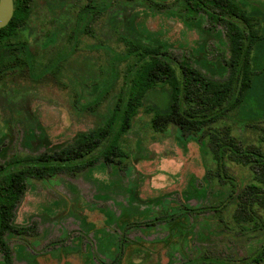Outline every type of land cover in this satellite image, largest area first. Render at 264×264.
Here are the masks:
<instances>
[{
	"label": "rangeland",
	"instance_id": "rangeland-1",
	"mask_svg": "<svg viewBox=\"0 0 264 264\" xmlns=\"http://www.w3.org/2000/svg\"><path fill=\"white\" fill-rule=\"evenodd\" d=\"M237 1L264 31V0ZM91 2L100 14L93 32H80ZM30 8L9 41L26 44L32 74L41 79L16 70L0 81V163L71 143L101 125L123 84L125 38L161 43L212 77L228 75L224 27L212 30L204 13L186 18L176 0H31ZM8 54L1 45L0 56ZM58 55L60 83L47 70ZM252 65L258 73L247 107L255 125L235 112L217 123L230 125L246 145L260 144L264 132V40ZM170 92L159 83L145 94L120 140L123 163L99 160L77 174L30 179L14 216L28 232L5 236L11 264H264V257L253 262L264 248V208H255L258 223L235 220L232 186L217 176L207 139L182 136L172 124L152 127L154 111L169 109ZM227 172L239 188L252 181L249 166L227 161Z\"/></svg>",
	"mask_w": 264,
	"mask_h": 264
},
{
	"label": "trees",
	"instance_id": "trees-1",
	"mask_svg": "<svg viewBox=\"0 0 264 264\" xmlns=\"http://www.w3.org/2000/svg\"><path fill=\"white\" fill-rule=\"evenodd\" d=\"M176 1L186 18L194 19L204 13L212 30L219 25L224 27L228 51L222 54V59L228 68V75L222 79L212 77L194 66L189 57L176 58L161 43L150 44L125 38L129 61L114 107L104 122L79 133L71 143L39 154L13 155L0 163L1 264L12 263V249L5 236L28 232L27 227L14 222V216L30 179H45L60 172L77 174L99 160L108 164L123 163L127 154L120 144L121 137L130 129L133 117L143 105L145 94L159 83L170 87V104L166 111H154L152 127L156 131H165L172 124L182 136L207 139L217 176L232 186L231 197L236 204L234 219L258 223L255 208H264V132L260 136V144L246 145L232 134L230 125L219 126L217 123L235 112L244 117L247 125H255L256 115L252 108L247 107V95L258 73L252 65L253 51L264 40V31L257 17L237 0ZM30 4L31 0H14L13 17L8 25L0 29V46L7 44L9 51L7 56H0V81L16 70L34 81L41 79L32 74L34 58L26 44L9 41L17 28L29 18ZM86 10L92 16L89 20L81 18L79 31L90 33L93 32L91 23L100 14L101 8L91 2ZM75 39V31L70 32L68 41L74 46ZM62 58L58 55L47 67L58 83ZM98 102L96 99L94 105ZM227 161L249 166L253 172L252 181L239 188L227 172ZM263 257L264 248L253 258V262Z\"/></svg>",
	"mask_w": 264,
	"mask_h": 264
},
{
	"label": "water",
	"instance_id": "water-1",
	"mask_svg": "<svg viewBox=\"0 0 264 264\" xmlns=\"http://www.w3.org/2000/svg\"><path fill=\"white\" fill-rule=\"evenodd\" d=\"M14 13V0H0V29L8 25Z\"/></svg>",
	"mask_w": 264,
	"mask_h": 264
}]
</instances>
